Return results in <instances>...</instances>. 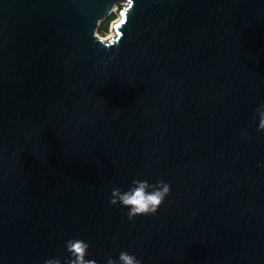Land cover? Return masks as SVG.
<instances>
[{
    "label": "water",
    "instance_id": "water-1",
    "mask_svg": "<svg viewBox=\"0 0 264 264\" xmlns=\"http://www.w3.org/2000/svg\"><path fill=\"white\" fill-rule=\"evenodd\" d=\"M261 104L264 0H0V264H264Z\"/></svg>",
    "mask_w": 264,
    "mask_h": 264
},
{
    "label": "clouds",
    "instance_id": "clouds-1",
    "mask_svg": "<svg viewBox=\"0 0 264 264\" xmlns=\"http://www.w3.org/2000/svg\"><path fill=\"white\" fill-rule=\"evenodd\" d=\"M256 113L259 117L258 130L264 131V104L256 108ZM253 119L255 120L256 116ZM150 188L152 191H149ZM170 191V185L162 179L150 184L148 180L136 178L132 180V187L126 191L119 187L113 188L109 203L128 208L127 216L132 221L140 215H155ZM89 247V244L82 239L67 240L65 248L70 258L63 264H97L95 259H86ZM44 264H62V261L59 258H51L45 260ZM106 264H141V261L127 251H121L118 259L109 257Z\"/></svg>",
    "mask_w": 264,
    "mask_h": 264
},
{
    "label": "rangeland",
    "instance_id": "rangeland-1",
    "mask_svg": "<svg viewBox=\"0 0 264 264\" xmlns=\"http://www.w3.org/2000/svg\"><path fill=\"white\" fill-rule=\"evenodd\" d=\"M120 19V15L115 10L109 17H107L101 24L96 35L105 42L108 39L115 38L116 32H114V24Z\"/></svg>",
    "mask_w": 264,
    "mask_h": 264
}]
</instances>
